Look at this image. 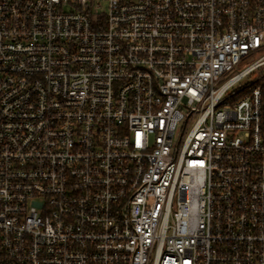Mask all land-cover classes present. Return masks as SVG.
Returning a JSON list of instances; mask_svg holds the SVG:
<instances>
[{"label": "built area", "instance_id": "obj_1", "mask_svg": "<svg viewBox=\"0 0 264 264\" xmlns=\"http://www.w3.org/2000/svg\"><path fill=\"white\" fill-rule=\"evenodd\" d=\"M0 264H264V0H0Z\"/></svg>", "mask_w": 264, "mask_h": 264}]
</instances>
